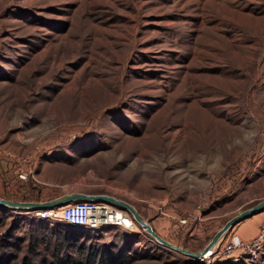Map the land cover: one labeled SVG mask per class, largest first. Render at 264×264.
Segmentation results:
<instances>
[{"label":"rangeland","instance_id":"obj_1","mask_svg":"<svg viewBox=\"0 0 264 264\" xmlns=\"http://www.w3.org/2000/svg\"><path fill=\"white\" fill-rule=\"evenodd\" d=\"M0 150L13 155H0V198L108 195L201 252L264 201V0H0ZM254 217L243 235L264 226ZM50 229L0 209V263L22 264ZM76 230L117 264H233L217 247L204 261L164 248L137 223Z\"/></svg>","mask_w":264,"mask_h":264},{"label":"built area","instance_id":"obj_2","mask_svg":"<svg viewBox=\"0 0 264 264\" xmlns=\"http://www.w3.org/2000/svg\"><path fill=\"white\" fill-rule=\"evenodd\" d=\"M2 154L6 155L4 157L6 159L13 158L10 152L0 150V155ZM27 160L29 159H21V161ZM16 175L19 180L27 181L28 177L33 175V172L29 168L21 166L16 171ZM29 213L51 227L62 224L65 227L92 232L112 227L130 233H134L136 227V223L127 212L107 203H72L56 209ZM224 239L216 247L220 250V254L230 256L233 264H240L242 262L264 264V226L260 228L259 233L249 242L242 241L237 235H232L231 240L226 239L224 241Z\"/></svg>","mask_w":264,"mask_h":264},{"label":"water","instance_id":"obj_3","mask_svg":"<svg viewBox=\"0 0 264 264\" xmlns=\"http://www.w3.org/2000/svg\"><path fill=\"white\" fill-rule=\"evenodd\" d=\"M80 202H94L107 203L127 212L140 227H142L147 234L164 248L171 249L181 255L190 257L197 261H203L212 255L213 250L220 243V241L236 226L245 220L252 218L264 212V201L241 212L237 216L230 219L212 238L209 244L199 253L189 252L184 250L166 240L161 238L154 228L146 221V219L139 213L136 207L127 201L111 197L108 195L85 194V193H71L63 195L57 199L48 202H16L8 199L0 198V207L11 210L35 212L40 210L56 209L70 205L72 203Z\"/></svg>","mask_w":264,"mask_h":264},{"label":"trees","instance_id":"obj_4","mask_svg":"<svg viewBox=\"0 0 264 264\" xmlns=\"http://www.w3.org/2000/svg\"><path fill=\"white\" fill-rule=\"evenodd\" d=\"M44 231V234L42 236H38L34 241L30 242L33 245L30 247L29 254L26 255L23 258L22 264H117L118 262V254H113L110 252H101L98 249L94 247H89L83 243L80 246H78V255L77 256H70V250L68 249L67 246H65V252L64 255L61 256L60 252L61 249H54L52 250L53 254V259L49 260L46 256L42 260L41 263L37 262L35 256L33 254L36 253V247H39V242H43L48 240L49 238H59V235L61 236L64 235L63 237L68 238V236L71 239H74L75 241H80L79 240V235L77 236L76 233H73L71 235L67 234L65 231L62 229H50ZM4 260V259H3ZM12 260L16 261L17 257H13L12 259H9V261L5 262L4 264H11ZM2 264V263H0Z\"/></svg>","mask_w":264,"mask_h":264},{"label":"crops","instance_id":"obj_5","mask_svg":"<svg viewBox=\"0 0 264 264\" xmlns=\"http://www.w3.org/2000/svg\"><path fill=\"white\" fill-rule=\"evenodd\" d=\"M14 152H16L17 155H22L23 154V150L21 151L19 148H16V147L14 148ZM4 159H6V158H4ZM0 160H2L0 162V197H1V196L6 195V193H5L6 190L7 191L10 190L9 189L11 187V185H10L11 184V181H10V179H11V175L12 174H11V171L10 172L8 171V164L5 162L7 160H3L2 157H0ZM71 193L91 194V193H87V192H84V191H79V190L74 191V190H71V191L65 192L63 194H60L58 196H55L53 198H47L46 195L39 194V195H37V197H35V199H31L30 201H27V202H48V201H52L54 199H57V198H59V197H61L63 195L71 194ZM0 209L2 210L4 208H1L0 207ZM253 218H255V217L253 216L252 218H249V219H247L245 221H249L250 219H253ZM252 221H255V219L252 220ZM242 223H240L238 226H236V228L234 229V231L230 235H237V236H239V238L241 240H243V241H249L257 233V230L251 236H247V234L243 235L241 229L239 228V226L242 225ZM54 228L55 229H57V228L62 229L63 231H65L68 234H69V232L77 231L76 229H73V228H70V227H67V226L65 227L62 224H58V225L54 226ZM260 228H261V226H260ZM61 237H59V238H49L46 241L39 242V244H38L39 245V253L41 255L46 254L49 257H52L53 256L52 250L60 248L61 249L60 255L63 256L64 255V252H65L64 251L65 250V246H67L68 249L70 250L69 251L70 252L69 255L70 256H73V257L74 256H77L78 255V246H80L81 244H83V242L82 241H79V242L78 241H75L74 239H71L69 236H68V238H65V237L61 238Z\"/></svg>","mask_w":264,"mask_h":264},{"label":"bare ground","instance_id":"obj_6","mask_svg":"<svg viewBox=\"0 0 264 264\" xmlns=\"http://www.w3.org/2000/svg\"><path fill=\"white\" fill-rule=\"evenodd\" d=\"M135 231H136V227H135Z\"/></svg>","mask_w":264,"mask_h":264}]
</instances>
